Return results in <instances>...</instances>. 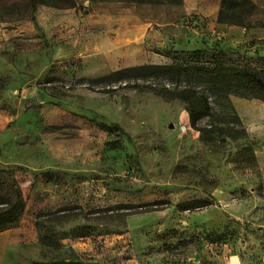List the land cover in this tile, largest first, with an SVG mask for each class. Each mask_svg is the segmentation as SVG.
<instances>
[{"label": "rangeland", "instance_id": "obj_1", "mask_svg": "<svg viewBox=\"0 0 264 264\" xmlns=\"http://www.w3.org/2000/svg\"><path fill=\"white\" fill-rule=\"evenodd\" d=\"M74 4L0 0V196L20 197L0 231L26 264H264V103L203 71L264 52L189 47L184 0ZM143 66L186 71L112 75Z\"/></svg>", "mask_w": 264, "mask_h": 264}, {"label": "trees", "instance_id": "obj_2", "mask_svg": "<svg viewBox=\"0 0 264 264\" xmlns=\"http://www.w3.org/2000/svg\"><path fill=\"white\" fill-rule=\"evenodd\" d=\"M130 3L136 4H173L179 5L181 0H126ZM59 2H65L64 7H73L74 0H28L31 6V15L37 5H47L51 7H58ZM255 5L250 0H221L218 11V23L233 25L243 28H264L263 23H255L250 25L245 23V15L255 10ZM219 49H224L220 48ZM186 68L182 66H143L131 69H125L114 72V77L124 79L133 74L134 76L145 75H167L170 73L181 74L185 73ZM200 71V70H199ZM214 78H223L226 81L227 89H232V93L241 98L247 94L252 99L260 100L264 103V70H258L251 65H245L241 70L233 68H217L213 70H203ZM179 98H182L180 96ZM190 108L188 110L191 124H194L198 118L206 114V107L200 103L198 99L188 98ZM20 197L17 195L16 199L9 200L5 195L0 196V204L4 205L0 208V226H5L14 223L20 212ZM40 241H42L40 239Z\"/></svg>", "mask_w": 264, "mask_h": 264}, {"label": "crops", "instance_id": "obj_3", "mask_svg": "<svg viewBox=\"0 0 264 264\" xmlns=\"http://www.w3.org/2000/svg\"><path fill=\"white\" fill-rule=\"evenodd\" d=\"M255 5L264 8V0H250ZM186 9L190 14H196L198 19L196 42L188 44L195 49H203L214 43L220 48H238L247 44L250 55L255 52H264V28H243L218 23L219 4L216 1L213 7H207L204 0H184ZM3 37L0 32V43ZM217 41V42H216ZM261 55V54H260ZM25 242L22 232L18 228H7L0 231V264H26L22 255Z\"/></svg>", "mask_w": 264, "mask_h": 264}, {"label": "built area", "instance_id": "obj_4", "mask_svg": "<svg viewBox=\"0 0 264 264\" xmlns=\"http://www.w3.org/2000/svg\"><path fill=\"white\" fill-rule=\"evenodd\" d=\"M182 129H184V127Z\"/></svg>", "mask_w": 264, "mask_h": 264}]
</instances>
